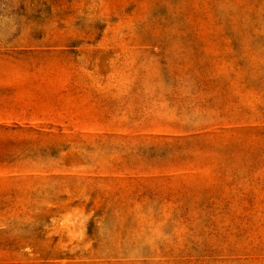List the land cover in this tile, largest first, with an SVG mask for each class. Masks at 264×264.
<instances>
[{
    "label": "rangeland",
    "instance_id": "obj_1",
    "mask_svg": "<svg viewBox=\"0 0 264 264\" xmlns=\"http://www.w3.org/2000/svg\"><path fill=\"white\" fill-rule=\"evenodd\" d=\"M0 264H264V0H0Z\"/></svg>",
    "mask_w": 264,
    "mask_h": 264
}]
</instances>
